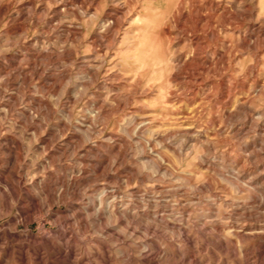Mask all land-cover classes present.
<instances>
[{
	"label": "rangeland",
	"instance_id": "1",
	"mask_svg": "<svg viewBox=\"0 0 264 264\" xmlns=\"http://www.w3.org/2000/svg\"><path fill=\"white\" fill-rule=\"evenodd\" d=\"M122 1L0 0V264H264V0Z\"/></svg>",
	"mask_w": 264,
	"mask_h": 264
},
{
	"label": "bare ground",
	"instance_id": "2",
	"mask_svg": "<svg viewBox=\"0 0 264 264\" xmlns=\"http://www.w3.org/2000/svg\"><path fill=\"white\" fill-rule=\"evenodd\" d=\"M31 1V0H30ZM79 1V0H78ZM92 1V0H91ZM97 1V0H96ZM220 1V0H219ZM33 2V1H32ZM85 2V1H84ZM67 3V2H66ZM89 3H92V2H89ZM207 3H209V6L207 7V10L209 9V10H215L216 12L218 11V8L220 7V4H219V2H214V0H209ZM33 4V6H34V3H32ZM96 4V3H95ZM219 4V5H218ZM62 5H65V4H62ZM91 5V4H90ZM202 5H203V3L201 4L200 3V0H179L178 2H177V5H176V7H175V9H176V13H175V15L171 18L172 20H170V22L171 23H173V25L172 26H180L181 27V25H183L184 24V20H188V18L190 17V12L192 11V10H194V11H200V9H203L202 8ZM38 7L40 6V5H37ZM223 7H224V5H223ZM222 7V8H223ZM41 8V7H40ZM63 8V7H62ZM125 8H126V5H125V2L124 1H122V0H117V2H116V4H114V5H112V7L110 8V10H109V12L106 14V17H105V19L103 20V22H104V26H105V28L107 27V26H109L110 25V23L111 22H115L116 24H117V22H118V17H119V14H123L124 13V10H125ZM45 9V8H44ZM60 5H58V6H55L53 9H52V11H53V16L54 17H57V16H59L60 15ZM62 10V9H61ZM34 11V10H33ZM21 13V12H20ZM182 21V22H181ZM179 22H181V24L179 23ZM200 20L199 19H195L194 20V23H195V28L196 29H194V31L195 30H198V29H200ZM55 23V22H54ZM192 24H193V21H192ZM59 26H61V27H66V25L64 24V23H59ZM58 26V27H59ZM168 31H169V33L171 34V33H175L174 31H173V28L172 27H170V25L168 26V29H167ZM193 31V32H194ZM177 32V31H176ZM261 35H264V32L263 33H261V34H256V35H253V34H250V36H253L254 37V42H258V41H260L261 40V38L263 37H261ZM102 36V35H101ZM179 39H182V40H188V39H190V41L193 43L194 42V44H196L198 41V38H199V35L197 34V33H195V36H194V34H193V37L191 36V37H188L187 36V34H185V32H184V30H182V29H179ZM250 38H248V36H244L243 37V42L246 44H248V45H251V41L249 40ZM264 39V38H263ZM99 40H101L100 38H99ZM195 40V41H194ZM189 41V42H190ZM263 41V40H262ZM261 41V42H262ZM264 44V43H263ZM258 45V44H257ZM255 47H262V43L260 44V45H258V46H255ZM195 48H197L196 46H195ZM193 49H194V47H193ZM195 50V49H194ZM196 51H192L191 52V54H189L187 57H190L191 55H194V53H195ZM44 54V53H43ZM193 57V56H192ZM191 57V58H192ZM196 58V57H195ZM183 76V75H182ZM247 101V100H246ZM246 101H241L242 102V105H246ZM240 102V103H241ZM237 103V102H236ZM102 107V106H101ZM145 121V120H144ZM191 126V125H190ZM2 139H8V136H4V138H2ZM93 146V145H92ZM91 146V147H92ZM19 180L21 181V182H23V180H22V178L21 177H19ZM9 181V180H8ZM70 181L71 182H74V177H72L71 179H70ZM2 182V181H1ZM7 183V182H6ZM30 183H34L35 184V181L34 182H30ZM12 184V183H11ZM10 183H7L6 185L8 186V187H11L12 185H11ZM69 185V184H68ZM66 187V186H65ZM71 187V186H70ZM5 188V187H4ZM6 189H8L7 187H6ZM65 189H67V187L65 188ZM5 190V189H4ZM5 192V191H4ZM255 227V226H254ZM244 229H246V228H244ZM249 229V228H248ZM252 230V229H251ZM242 232H241V234H243V233H246L243 229L241 230ZM248 231V230H247ZM251 233L254 235V236H256L257 238H259V252L260 253H263L264 252V228H261V226H260V228L258 227V228H254V231L252 232L251 231ZM239 234V233H238ZM247 234H249V233H247ZM264 256V255H263Z\"/></svg>",
	"mask_w": 264,
	"mask_h": 264
}]
</instances>
